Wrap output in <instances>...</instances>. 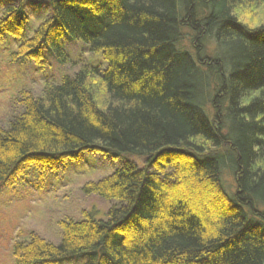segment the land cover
Masks as SVG:
<instances>
[{"label":"trees","instance_id":"obj_1","mask_svg":"<svg viewBox=\"0 0 264 264\" xmlns=\"http://www.w3.org/2000/svg\"><path fill=\"white\" fill-rule=\"evenodd\" d=\"M263 4L0 0V41H23L25 6L50 12L15 58L66 66L68 40L106 64H84L40 95L21 91V114L0 128V187L28 162L147 160L84 186L116 203L105 220L63 224L58 245L33 234L18 264H264Z\"/></svg>","mask_w":264,"mask_h":264},{"label":"rangeland","instance_id":"obj_2","mask_svg":"<svg viewBox=\"0 0 264 264\" xmlns=\"http://www.w3.org/2000/svg\"><path fill=\"white\" fill-rule=\"evenodd\" d=\"M25 10L29 23L23 41L30 39L50 16L46 8L27 5ZM243 15L247 16V13ZM254 15L257 20L264 21V4ZM22 42L13 37L0 41L1 129H6L13 118L21 114L22 105L16 101L21 91L40 95L46 83H58L64 76L74 75L84 64H94L102 69L106 66L101 55H92L81 42L68 40L64 41L70 58L66 66L59 65L50 56L42 61L21 60L22 56L15 58L14 54ZM190 42L185 41L186 50L192 49ZM209 47L214 49L212 45ZM126 161L140 168L147 162L145 158L116 156L114 153L107 157L102 153L84 152L76 159L65 158L56 164L36 161L22 165L0 187V264H18L16 248L28 243L33 234L58 245L63 237V224L83 221L86 214L105 220L107 212L116 203L96 195H85L83 188L112 175ZM150 171L154 172V169ZM224 182L229 194H235V178L225 172ZM82 263L72 260L64 264Z\"/></svg>","mask_w":264,"mask_h":264},{"label":"bare ground","instance_id":"obj_3","mask_svg":"<svg viewBox=\"0 0 264 264\" xmlns=\"http://www.w3.org/2000/svg\"><path fill=\"white\" fill-rule=\"evenodd\" d=\"M14 1H16L17 2V0H14ZM27 19H28V15H27ZM28 23H29V19H28V21H27Z\"/></svg>","mask_w":264,"mask_h":264}]
</instances>
